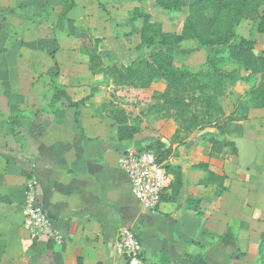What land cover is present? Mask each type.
<instances>
[{"label": "crops", "instance_id": "crops-1", "mask_svg": "<svg viewBox=\"0 0 264 264\" xmlns=\"http://www.w3.org/2000/svg\"><path fill=\"white\" fill-rule=\"evenodd\" d=\"M99 3L106 7L107 18L97 26L95 18H85V32L99 41L93 50H81V41L60 45L53 57L54 75L41 78L26 69L23 76L30 78L20 88L3 86L0 74V264H127L114 249L121 228L132 230L141 243L142 264H260L264 109H251L247 120L227 125L226 135L217 139L232 147L219 155L212 154L203 138L216 133L212 128L194 131L183 144L172 143L178 123L145 116L151 95L163 93L166 83L158 80L148 90L113 85L102 74L91 73L86 54L99 57L104 67L120 69L160 49H137L139 35L130 34L128 27L134 9L149 14L166 33L179 34L184 23L172 30L155 21V0L150 9L144 0ZM261 11L264 20V7ZM260 22L244 21L236 34L252 41L253 53L264 58ZM167 50L178 54L191 73L202 72L207 58L226 55L224 49L206 52L192 42ZM51 82L55 89L39 88ZM250 86L234 84L222 100L226 115L249 100ZM56 91L63 94L52 103ZM115 99L117 107L101 109ZM118 108L128 115V124L139 129L131 140L119 141L108 115ZM219 118L213 115V120ZM156 141L171 147L167 164L178 168L180 186L165 189L158 208L150 212L133 198L118 161ZM248 148L253 160L245 166L239 152ZM207 172L224 178V188L209 180ZM32 177L38 183V201L62 237L59 245L33 238L26 225L24 188ZM168 177L172 183L173 176Z\"/></svg>", "mask_w": 264, "mask_h": 264}, {"label": "trees", "instance_id": "trees-1", "mask_svg": "<svg viewBox=\"0 0 264 264\" xmlns=\"http://www.w3.org/2000/svg\"><path fill=\"white\" fill-rule=\"evenodd\" d=\"M155 5L167 12L180 13L182 10V0H155ZM263 7L264 0H195L188 6L187 16L179 34L164 32L162 25L152 21L149 14L134 9L128 27L130 34L139 35L140 43L137 49H160L151 51L120 69L104 67L99 57L87 53L89 70L92 74H102L113 85L137 90H148L153 82L163 80L166 89L163 93L151 95V103L145 116L174 119L178 123V129L172 143L183 144L196 130L215 129V134L207 133L203 138L211 144L212 154L219 155L225 148L232 147L230 142L217 139L226 135L227 125L247 120L251 109H264V58L253 53L252 41L236 34L237 27L242 22L259 19L261 22L258 32L264 35V20L261 15ZM186 42H192L201 49H224L226 55L207 58L202 72L191 73L178 54L167 50L179 48ZM241 72H244L245 76H241ZM239 81L251 85L250 98L246 102L240 101L235 110L226 115L222 100ZM62 94L56 91L55 97ZM118 101L115 99L101 109L117 107L115 102ZM70 105L77 107L73 103ZM215 114L220 117L218 120H213ZM108 115L116 126L119 141L131 140L139 132L137 127L128 124L129 118L123 109L108 111ZM145 151L153 153L157 161L163 164L166 174L173 176V182H170L167 188H179V170L167 164L171 147L156 141L148 145ZM207 176L209 180L217 182L218 188H224V178L209 172ZM259 259L260 264H264V240L259 246Z\"/></svg>", "mask_w": 264, "mask_h": 264}, {"label": "rangeland", "instance_id": "rangeland-1", "mask_svg": "<svg viewBox=\"0 0 264 264\" xmlns=\"http://www.w3.org/2000/svg\"><path fill=\"white\" fill-rule=\"evenodd\" d=\"M144 7L150 9L152 0H144ZM195 0H182V10L176 14L159 9L154 11L155 21H162L169 29L177 30L184 23L188 6ZM100 0H0V74L6 88H20L26 69H32V76L52 77L54 53L60 45L79 43L85 49L93 50L95 40L91 31L85 32L89 16L95 18L96 26L107 18L105 6ZM85 4V6L83 5ZM99 16L95 17L94 14ZM160 12V13H159ZM176 14V15H175ZM208 52L209 49H203ZM15 77V78H13ZM12 82V83H11ZM6 83V84H5ZM55 89L54 82L49 87ZM59 97H53L52 103Z\"/></svg>", "mask_w": 264, "mask_h": 264}, {"label": "built area", "instance_id": "built-area-1", "mask_svg": "<svg viewBox=\"0 0 264 264\" xmlns=\"http://www.w3.org/2000/svg\"><path fill=\"white\" fill-rule=\"evenodd\" d=\"M118 165L129 181L135 201L144 210L155 211L160 204L162 193L169 184L163 164L157 161L153 153L142 150L127 152L119 159ZM37 187L38 183L34 177L25 184L23 216L26 225L33 238L46 239L59 245L62 237L41 207ZM114 249L116 254L126 259L127 264H142L141 243L132 230H118Z\"/></svg>", "mask_w": 264, "mask_h": 264}, {"label": "water", "instance_id": "water-1", "mask_svg": "<svg viewBox=\"0 0 264 264\" xmlns=\"http://www.w3.org/2000/svg\"><path fill=\"white\" fill-rule=\"evenodd\" d=\"M236 144H239V142H236ZM239 160L243 165H249L253 160V150L248 148L245 151L239 152Z\"/></svg>", "mask_w": 264, "mask_h": 264}]
</instances>
